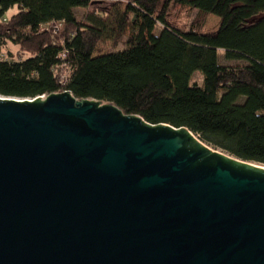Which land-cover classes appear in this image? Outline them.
<instances>
[{
  "label": "water",
  "instance_id": "water-1",
  "mask_svg": "<svg viewBox=\"0 0 264 264\" xmlns=\"http://www.w3.org/2000/svg\"><path fill=\"white\" fill-rule=\"evenodd\" d=\"M0 264H264V165L113 103L1 96Z\"/></svg>",
  "mask_w": 264,
  "mask_h": 264
},
{
  "label": "trees",
  "instance_id": "trees-1",
  "mask_svg": "<svg viewBox=\"0 0 264 264\" xmlns=\"http://www.w3.org/2000/svg\"><path fill=\"white\" fill-rule=\"evenodd\" d=\"M93 2L0 0V48L12 43L29 55L0 59L1 96L70 92L113 103L127 115L187 128L215 148L264 165V0H129L112 38L116 46L126 37L127 48L98 56L105 20L89 15L84 24L75 14ZM185 8L198 11L189 27L178 20ZM209 15L221 19L214 34L202 32ZM220 51L244 64L221 65ZM198 72L201 86L192 84Z\"/></svg>",
  "mask_w": 264,
  "mask_h": 264
},
{
  "label": "rangeland",
  "instance_id": "rangeland-1",
  "mask_svg": "<svg viewBox=\"0 0 264 264\" xmlns=\"http://www.w3.org/2000/svg\"><path fill=\"white\" fill-rule=\"evenodd\" d=\"M129 3V0H94L89 9H76L75 14L77 19L84 24L88 23L89 15L102 16L107 24V30L103 40L98 45V48L95 52V56L104 55L107 53H116L124 51L127 48L125 43L127 38H123L118 45H114L112 38L115 29L118 26L123 14L125 13L126 7ZM18 12L17 9L10 11L5 19L9 20L12 15ZM179 23L183 26L189 27L197 20L198 11L195 9L185 8L180 12ZM221 27V19L215 15H209L206 17L202 32L205 34H214ZM161 25H158L156 33L161 31ZM29 55L21 51L20 47L12 43H8L5 46L0 48V59L3 60H22L28 58ZM219 61L223 66H234L237 64H244V62L228 61L225 59V52H219ZM203 76L201 73H196L192 79V84L202 85Z\"/></svg>",
  "mask_w": 264,
  "mask_h": 264
},
{
  "label": "built area",
  "instance_id": "built-area-1",
  "mask_svg": "<svg viewBox=\"0 0 264 264\" xmlns=\"http://www.w3.org/2000/svg\"><path fill=\"white\" fill-rule=\"evenodd\" d=\"M69 72H66V73H64L63 75H62V77H61V82H60V85L61 86H66V84H67V82H68V80H69Z\"/></svg>",
  "mask_w": 264,
  "mask_h": 264
},
{
  "label": "bare ground",
  "instance_id": "bare-ground-1",
  "mask_svg": "<svg viewBox=\"0 0 264 264\" xmlns=\"http://www.w3.org/2000/svg\"><path fill=\"white\" fill-rule=\"evenodd\" d=\"M1 97V96H0Z\"/></svg>",
  "mask_w": 264,
  "mask_h": 264
}]
</instances>
